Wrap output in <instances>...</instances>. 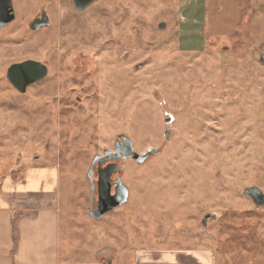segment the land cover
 Here are the masks:
<instances>
[{
	"label": "rangeland",
	"instance_id": "1",
	"mask_svg": "<svg viewBox=\"0 0 264 264\" xmlns=\"http://www.w3.org/2000/svg\"><path fill=\"white\" fill-rule=\"evenodd\" d=\"M12 5L0 29V180L31 165L58 170L61 256L264 264V207L244 195L264 193V0ZM41 14L49 24L32 28ZM26 60L48 74L22 94L6 71ZM120 135L158 153L121 163L128 202L93 219L87 173Z\"/></svg>",
	"mask_w": 264,
	"mask_h": 264
},
{
	"label": "crops",
	"instance_id": "2",
	"mask_svg": "<svg viewBox=\"0 0 264 264\" xmlns=\"http://www.w3.org/2000/svg\"><path fill=\"white\" fill-rule=\"evenodd\" d=\"M58 175L56 168L31 165L16 180L1 176L0 264H104L84 261L73 248L61 256ZM132 258L133 264H212L203 254L182 252L144 251Z\"/></svg>",
	"mask_w": 264,
	"mask_h": 264
},
{
	"label": "water",
	"instance_id": "3",
	"mask_svg": "<svg viewBox=\"0 0 264 264\" xmlns=\"http://www.w3.org/2000/svg\"><path fill=\"white\" fill-rule=\"evenodd\" d=\"M97 0H72L73 7L76 11H83L87 6ZM15 20V13L12 5V0H0V29L4 28L9 23ZM49 23L46 16L41 14V17L32 23V28L45 27ZM48 69L46 65L34 60H26L20 63H14L6 71V79L11 86L19 93H25L28 86L38 83L46 78ZM158 153L157 149H149L143 154L135 151L130 138L125 135H120L114 143L112 151L105 150L103 155H95L91 163V167L87 173V178L91 183V196L89 199L88 215L93 219H101L104 214L119 208L128 202L129 189L124 185L120 178L114 182V192L111 193L112 180L111 177L115 174H120L122 171L121 163L127 160H133L136 164H143L150 156ZM109 163L103 170L98 173V180L93 181V167L102 165L104 162ZM264 165V157H263ZM97 186V201L93 206L94 191ZM244 195L249 196L257 208L264 207V193L258 187H252L244 192ZM104 264H110L104 263Z\"/></svg>",
	"mask_w": 264,
	"mask_h": 264
},
{
	"label": "flooded vegetation",
	"instance_id": "4",
	"mask_svg": "<svg viewBox=\"0 0 264 264\" xmlns=\"http://www.w3.org/2000/svg\"><path fill=\"white\" fill-rule=\"evenodd\" d=\"M73 3V2H72ZM91 5V4H90ZM88 7V6H87ZM86 7V8H87ZM38 19V18H37ZM37 19H35V20H37ZM29 87V86H28ZM109 163H111L110 161L109 162H104L102 165H95L94 167H93V171H94V175H93V181L95 182V181H97L98 180V173H99V171H101V170H103ZM118 175L119 174H115V175H113L112 177H111V182H112V187H111V193H113L114 192V182H115V180L118 178ZM250 188H252V187H250ZM247 189H249V188H247ZM246 189V190H247ZM245 190V191H246ZM94 200H93V205L94 204H96L95 202L97 201V186L95 187V191H94ZM246 196V195H245ZM248 199H250V201L252 202V204L254 205V203H253V201H252V199L249 197V196H246ZM255 206V205H254Z\"/></svg>",
	"mask_w": 264,
	"mask_h": 264
}]
</instances>
